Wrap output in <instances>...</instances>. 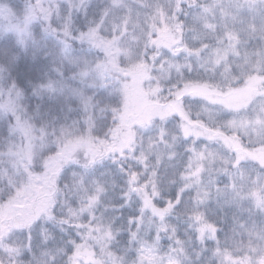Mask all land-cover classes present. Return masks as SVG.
<instances>
[{"label": "snow or ice", "instance_id": "snow-or-ice-1", "mask_svg": "<svg viewBox=\"0 0 264 264\" xmlns=\"http://www.w3.org/2000/svg\"><path fill=\"white\" fill-rule=\"evenodd\" d=\"M0 16L20 46L35 21L61 45L32 94L76 102L50 124L0 82V264H184L174 213L206 264H264V0H28ZM213 197L261 221L233 216L221 236Z\"/></svg>", "mask_w": 264, "mask_h": 264}, {"label": "trees", "instance_id": "trees-1", "mask_svg": "<svg viewBox=\"0 0 264 264\" xmlns=\"http://www.w3.org/2000/svg\"><path fill=\"white\" fill-rule=\"evenodd\" d=\"M0 2L4 3L6 8H13L18 15L22 14V10L26 6L28 0H0ZM94 4L102 3L99 0H93ZM7 21L0 17V26L6 24ZM31 31L33 32V37L35 39V43H33L32 39L28 40L27 47L20 46L16 43V37L14 33H8L6 37L0 35V62H6V58L3 55L5 51L10 54H15L18 58L17 63L13 65L15 71L14 76L18 80L21 87L25 89L26 92H31V83H38L41 80H45L47 78H56L57 73L55 72V67L59 65V49L61 47L59 41L50 34H45L42 30V25L39 21L33 22ZM0 33H2V28H0ZM74 55L78 56H90L91 53L86 49H81L77 47L74 50ZM62 70L64 72L65 77L67 78V82L73 86H79V82L71 79V72L73 71L72 66L68 64L66 61L62 66ZM30 81V83H29ZM88 91H92V89H88ZM47 99V97H45ZM62 100V97H61ZM40 103L39 98L32 97L29 100V104L34 107L35 104ZM75 100L69 98L67 103L63 105V110L65 113L68 112V105L71 104L73 109H75ZM48 111L54 115H61L60 105L55 103L48 105ZM7 124L6 121L3 122V129H6ZM6 135V131L0 130V136ZM4 185L0 184V189H3ZM119 187L116 189L118 192ZM174 191V187H173ZM125 212L128 209H124ZM206 211L209 216L215 220V222L220 226L223 230L220 235L223 236L224 233L228 232L233 224V216L238 217L242 221H247L249 223L252 220H256L257 223L261 221L259 216L250 217L249 213L244 210H235L231 206L224 207H212L206 206ZM173 219L177 223V234L180 238L185 241V247L188 253V258L185 260L184 264H206L207 258L211 255L210 252H203L199 256L197 253L200 251L199 242L191 238L189 239L187 232V223L188 219L184 215H180L178 213H174L171 215ZM50 228H53L52 225H47ZM54 231L58 232V229L53 228ZM162 243L167 246L170 241L165 237ZM210 247L212 242H207ZM212 264H215V260L213 258Z\"/></svg>", "mask_w": 264, "mask_h": 264}, {"label": "clouds", "instance_id": "clouds-1", "mask_svg": "<svg viewBox=\"0 0 264 264\" xmlns=\"http://www.w3.org/2000/svg\"><path fill=\"white\" fill-rule=\"evenodd\" d=\"M0 68H3V71L0 72V82H7V81H12V80L16 79V77L13 74L15 71L13 66H8L6 64V62H0ZM32 97H36L32 94V90H31V92H26L24 89V95H23L22 103L27 105L29 108H35L37 105H39L40 106L39 107L40 113L44 115V117L49 121L50 124L62 123L65 116H67L69 118V122H70L71 119L75 118V116H76V113L74 111L73 112L68 111L67 113L64 112L63 105L66 104L68 101V98H66V97H63L60 95H49L46 93L42 97H37V98H39L40 103L35 104L34 107H32L29 104V100ZM45 97H47V99H45ZM61 97H62V100H61ZM53 103L60 105L61 115H54V114L50 115V113L48 111V105L53 104ZM37 119L39 120V117H37ZM5 121H6V124L8 127V118L5 117L4 115L0 114V130H3V131L7 130V127H6V129H3V122H5ZM0 137H2V136H0Z\"/></svg>", "mask_w": 264, "mask_h": 264}, {"label": "rangeland", "instance_id": "rangeland-1", "mask_svg": "<svg viewBox=\"0 0 264 264\" xmlns=\"http://www.w3.org/2000/svg\"><path fill=\"white\" fill-rule=\"evenodd\" d=\"M100 2H103V0H99ZM0 6H3L5 9H7L6 8V6L4 5V3H2V2H0ZM1 17V16H0ZM3 18V17H2ZM188 35H189V37H191V33H188ZM219 200V203L217 202ZM223 201H224V198L223 197H219V198H217V197H213V198H211L209 201H208V203H207V205L209 206H212V207H219V208H221L222 206L221 205H223V207L224 206H231V207H233L235 210H243V208H238V207H236L235 205H226V204H224L223 203ZM244 207H247V205H245ZM169 219V222L171 223V224H173L176 228H177V223H176V221L173 219V217H169L168 218ZM186 233H188V236L187 237H191V238H194L195 239V233L193 232V230L191 229V228H189L188 227V223H187V232Z\"/></svg>", "mask_w": 264, "mask_h": 264}]
</instances>
